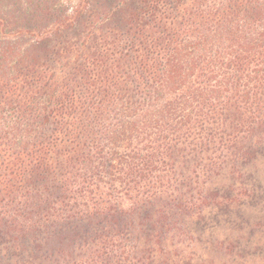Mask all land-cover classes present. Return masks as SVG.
<instances>
[{
  "label": "trees",
  "instance_id": "1",
  "mask_svg": "<svg viewBox=\"0 0 264 264\" xmlns=\"http://www.w3.org/2000/svg\"><path fill=\"white\" fill-rule=\"evenodd\" d=\"M258 166L264 0H0V264H180Z\"/></svg>",
  "mask_w": 264,
  "mask_h": 264
},
{
  "label": "rangeland",
  "instance_id": "2",
  "mask_svg": "<svg viewBox=\"0 0 264 264\" xmlns=\"http://www.w3.org/2000/svg\"><path fill=\"white\" fill-rule=\"evenodd\" d=\"M248 183H234L231 205L197 217L194 233L159 252L180 264H264V166ZM185 238V239H184Z\"/></svg>",
  "mask_w": 264,
  "mask_h": 264
}]
</instances>
